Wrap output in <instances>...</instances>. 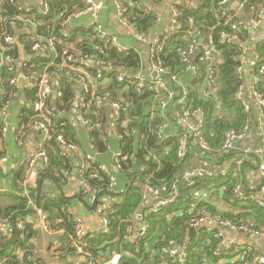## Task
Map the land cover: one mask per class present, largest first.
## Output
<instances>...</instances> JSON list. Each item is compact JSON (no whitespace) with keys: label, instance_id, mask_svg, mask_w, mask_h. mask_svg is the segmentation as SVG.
Returning <instances> with one entry per match:
<instances>
[{"label":"trees","instance_id":"16d2710c","mask_svg":"<svg viewBox=\"0 0 264 264\" xmlns=\"http://www.w3.org/2000/svg\"><path fill=\"white\" fill-rule=\"evenodd\" d=\"M48 1L52 15L44 19L36 16V10L30 13L20 10L24 0L0 1V16H2L0 38L4 34L17 37L26 55L31 52L34 38L41 40V38L55 37L57 39L52 67L53 75L58 80L54 86L58 92L57 99L52 100L55 110L53 122L56 126L53 138L44 146L50 162L46 166L39 167L37 189L33 191L32 197L37 207L49 216L53 229L66 230L62 241L69 244L75 234L74 223L67 214V208L78 206L79 201L63 198L59 194H44L43 189L39 198L35 196V193L40 190L41 179L43 183L50 181L53 185L62 188L67 186L74 176L77 157L67 153L57 141V137L63 136L67 142L74 143L82 150L83 144L78 135L81 127L86 126H82L72 118L74 112L76 113L79 98L90 101L93 97H98L103 104L99 108L93 105L84 112L86 119H92L98 127L92 132L89 131L90 141L94 146L92 152L94 161L91 168L81 175V180L87 182L97 194L111 192L110 180L101 168L111 169L113 165H117L119 171L115 174L117 181L115 191L125 193L119 196L104 194L97 201V206L104 200L112 202L108 214L109 233L85 239L86 252L90 256L88 261L82 264H87L91 260L95 262L109 260L117 252L123 253L119 264H162L163 249L169 247L172 242L186 248L189 254L186 264H219L221 261H224V264H251L252 258L256 255L242 253L236 261L232 247L227 249L223 245L226 230L219 227L207 229L203 225L195 233H191L190 224L193 216L206 209L216 220L224 219L237 224H251L253 228L264 230L254 223L241 222L228 214L216 218L217 213L211 203L199 201L197 197L198 192L204 188L225 189L224 198L230 196L239 204L245 203L250 210L254 211L255 217L264 218L263 208L254 202L240 201L235 197L234 189L238 185L242 186L245 192L254 193L249 189L248 183L241 179L240 167L243 168V166L237 164L239 160H232L233 163L226 175L217 174L208 168L214 172L215 177L200 179L197 185L192 187L182 180L181 175L186 169L185 158H181L179 152L180 148L185 146L188 151L197 149L202 161L234 159L230 152L223 150L225 136L231 130L242 131L248 128L247 137L249 138L250 135L255 137L256 159L258 163H264V154L262 156L259 154L264 139V118L261 116L264 114V107L258 109L256 106H250V109L246 111L237 100L241 90L247 91L248 87L253 86L264 98V42H254L248 30L249 21L257 19L258 14L264 11V0H238L241 4L238 15L236 11L231 10L230 4L225 12H218V6L222 0H183L182 4L175 7L180 14L178 18L180 29L169 35L164 33L159 37L161 48L156 50L150 63L153 62L168 69V73L161 78L164 83L171 84L169 86L171 91L179 95L180 90L185 89L189 95L184 106L174 102L165 111L159 108L158 102L166 94L157 89L155 82L148 79L145 91L138 94L135 80L127 78L145 73L148 63L147 55L151 49L149 44L146 46L145 43L136 41L134 46L127 47L122 37L116 34L120 43L129 48L126 52H118L106 39L96 37L94 29L78 26L74 18L71 19L70 25L65 24L67 19L85 8L81 0ZM120 1L127 10L125 16L139 32L149 34L155 30L157 17L144 8V4L152 0ZM189 2L197 7L191 8L188 5ZM104 3L106 8H116L113 0H105ZM113 15L114 13L110 14V17ZM27 19L33 22L29 25L32 30L30 35L24 32L23 21ZM193 30L200 33L194 37L199 48L190 61L198 68V75L189 71V65L186 64L180 52L190 43L188 32ZM222 32L229 33L232 38L223 41ZM201 39L204 40L202 44H200ZM19 44L8 52L17 60ZM208 45L216 46L222 53L221 62L216 67L217 79L214 84V88H217L216 92H212V88L207 84V63L204 61L203 48ZM254 53L258 59L252 72L245 70L239 73L238 69L241 66L249 69ZM68 56L73 58V62L64 66ZM86 57L92 63L87 69L89 74L95 77L101 70L108 83L99 86L94 96L81 90L80 97L77 98L78 91L75 86L81 74L73 69L82 68L83 65L79 60ZM46 63L47 61L43 58L36 57L30 60L29 68L34 71H43ZM121 71L124 73L122 74ZM121 75L127 79L119 83L117 78ZM14 76V73H9L4 68L0 85L6 94H0V117L4 106L18 101V98L12 99L10 95L12 88L8 83ZM254 76L260 80L256 84ZM172 77H176L179 82H173ZM14 90L17 91L16 87ZM248 101H252V98ZM115 102H121L123 110L116 124L119 131L117 134H112L110 129L114 117L111 106ZM110 109L112 118L108 112ZM198 111L202 114L206 140L211 147L209 152L201 150L194 141L193 134L182 122L183 119H188L190 123L195 122V112ZM33 118V112L26 108L21 110L22 125L16 135L17 141L30 136L32 131H38L33 126ZM125 121H129L126 126L123 125ZM1 125L0 122V127ZM164 126L167 128L161 132ZM131 129L135 130V133H131ZM126 130H130L128 136L118 139L119 135ZM7 155L5 151L0 152V157ZM108 158H111V167L108 166ZM15 174L12 190L0 193V221L7 222L10 228V234L7 237L0 235V263L49 264L38 257L36 246L31 243L33 239H37L38 229L34 230L29 226H25L23 230L17 228L20 220L27 219L28 216L34 217L36 212L22 194L25 167L21 166ZM175 187L181 191V198L174 205L158 213L152 212L145 205L149 199L147 188L157 193L156 198L160 199L169 196ZM94 191L82 194L86 201H89V198L94 200ZM138 215L144 217L143 220L148 223L149 228L144 237L132 242L127 240L126 236L128 229L135 228ZM20 248L25 251L22 260L14 255V251ZM52 256L56 259L54 264H73L70 258L76 257V253L71 247L63 246L57 256ZM230 260L233 262H229Z\"/></svg>","mask_w":264,"mask_h":264},{"label":"built area","instance_id":"2783aa9c","mask_svg":"<svg viewBox=\"0 0 264 264\" xmlns=\"http://www.w3.org/2000/svg\"><path fill=\"white\" fill-rule=\"evenodd\" d=\"M3 1V0H0ZM25 1H32V0H24ZM85 8L78 13L74 14L72 17L67 19L65 21V24L68 26L71 24L72 18H79L81 16H90L92 19V23L89 26H86L85 29H94L96 32V37L99 39H106L110 44L118 51V52H126L129 48L123 46L116 33H112L109 30H107L101 23H100V15L103 10L106 9V5L103 1L99 0H81ZM232 0H222L218 6V12H225L227 9V6L230 4ZM183 0H176V6L182 4ZM116 8H117V17L121 24L127 28H129L132 24L129 22L128 18L125 16L127 10L123 7L120 0H115ZM188 5L191 8L197 7L194 3L189 2ZM175 6V7H176ZM146 8V11H151V9L144 5ZM20 10H23L27 13H30L31 10L27 9L25 10L23 6H20ZM36 16L40 18H47L52 15L51 13V6L50 2L48 0H43L39 3L37 8L35 9ZM224 14V13H223ZM180 14L179 11L175 8L174 14H173V20H172V27L169 30L165 31V34L169 35L177 30L180 29L178 26V18ZM2 21V20H1ZM264 21V11H261L258 14V18L255 20H252V24L259 26ZM25 23L24 26V32L27 35H30L32 33L31 28L29 25L33 23L31 19H27L23 21ZM133 36L136 41L142 42V43H149L148 37L146 34L139 32L138 30L132 31ZM199 31L193 30L188 32L189 39L191 40L188 46L185 49L180 50L182 57L184 58V61L186 64L189 65V71H191L194 75H198L199 70L196 66L192 65L190 63L191 59L196 55V52L199 48V45L197 44L196 40L194 39L195 36L199 35ZM232 37L229 33L222 32L221 33V39L223 41L230 40ZM34 44L32 46L31 52L28 53V55L24 58L23 61L20 62V60L15 59L12 55L8 54L10 50H13L14 47L19 44V40L17 37L10 36L8 34H4L0 38V82H2V72L5 69L8 70L9 73H14L15 76L9 79L8 83L12 88V92L10 93L12 99L19 97V92H17V86L19 85V75L20 72H25L26 80H28L29 85V98L28 102L26 103V109L30 110L34 113L33 118V126L36 130H38L42 135L41 144L39 145L38 149L35 151L30 152L21 162L20 166H24L26 169L25 178L22 184V194L28 199L29 206H31L34 211L36 212L35 216H28L27 219L20 220L17 223V228L19 230H23L25 226H29L36 229H41L45 233L49 235H55L57 236L56 242L53 244L50 253L54 256H57V253L60 252V249L64 247H71L75 253L76 257L81 259L83 262L86 263L88 261V257L90 256L89 253L86 252L87 243L85 239L92 238L98 234H108L109 233V219L108 214L110 212V207L112 202L108 200H104L103 203H101L99 206L96 204V214L100 217L102 222V228L99 230L91 228L86 221L84 220V217L77 212V210L70 206L67 208V214L70 218H72V221L74 223L75 228V234L70 239L69 244L67 242L62 241V237L65 236L66 230L64 228H57L53 229L50 224V218L41 208H38L35 204L34 198L32 197V193L35 189H37V182L39 179V167L40 166H46L50 162V158L46 150L44 149L45 143L53 138L55 124L53 122V119L55 117V110L52 104L53 100V94L54 87L53 82L57 83V79L53 75V54L56 51V38L50 37L47 39L41 38H34ZM258 42H264V29L260 31ZM160 40L156 39L154 42H150L151 49L148 52L147 55V65L149 64L148 72L145 74H136L134 76H128L127 78L129 80H135V86L136 92L138 94H141L145 91L148 79H151V81L155 82L157 89L160 92H164L166 96L164 98H161L158 102V106L162 111H165L170 103L174 101L177 105L184 106L186 104L187 98H188V91L185 89L180 90L179 95H176L175 92L169 91L166 87V84L164 83L163 79L161 78L163 75L168 73V69L162 68L158 66L156 63H150L151 58L154 57V53L158 48H161L159 45ZM19 49L21 50V45H18ZM203 57L205 63H207V84L210 88H212V92H216L217 88H214L215 81L217 79V70L216 67L220 64L222 59V53L221 51L213 45H208L203 48ZM36 57L43 58L46 63V68L43 71H34L29 68L30 60ZM258 56L254 53L251 64L249 69H245L244 66H241L238 69L239 73H243L245 70L248 72H252V68L256 66ZM65 65L67 66L70 62H73V58L71 56H68ZM79 62L83 65L80 69H73L75 72H78V74H81V77L79 81H77V85L86 93L92 94V96L95 95L96 89L103 85L108 83L107 80L104 79L103 73L101 70H99L96 74V76H92L87 71L88 68L92 65L91 60L86 57L84 59L79 60ZM25 70V71H24ZM124 75H121L117 78L119 83L124 82L127 79ZM173 82H179V80L176 77L171 78ZM255 84L259 82L257 76L253 77ZM14 87H16V90H14ZM246 91L241 90L240 93L237 96V100L241 102V104L244 106L245 110L248 111L250 109V106H256V108L260 109L264 107V98L263 96L259 95L256 89L253 87L249 88V93L246 95ZM58 94V92H56ZM0 94L4 95L6 92H4V88L0 85ZM249 98H252V101H248ZM11 104L9 103L1 111V116L3 117V120L1 121V127H0V152L5 151V141L8 136L9 131V123L8 118L10 117V108ZM103 104L102 100L98 97H93V100L90 99V101H87L84 98H80L77 103V110H76V121L77 123L81 124L82 126H86L89 128V131L92 132L95 129H97L98 125H95L93 123L92 119H86L84 112L88 109L89 106H97L100 107ZM112 112H113V119L114 122L111 126V133L117 134L118 127L117 123L118 120L121 118L122 110H123V104L121 102H115L111 106ZM196 115V121L193 123H190L188 119H183L184 125L188 128V130L193 134L194 141L199 145L201 150L203 152H209L211 151V147L209 143L206 140L205 132H204V123L202 119V114L200 111L195 112ZM261 116L264 118V114ZM129 123V121H125L123 123L124 126H126ZM264 127V123H263ZM167 128V126H164L161 128V132ZM132 130V129H131ZM130 130H126V132L119 135L118 139L124 138V136H128ZM131 133H135V130H132ZM248 136V128H245V130L242 131H236L231 130L229 131L224 140L223 144V150L226 152H230L237 143L243 142L246 137ZM57 141L61 146H63L66 150L72 152L77 157L78 162V168L76 172V180L79 187V193L80 194H87L94 191V189L85 181L81 180V175H84L85 172L91 168V164L94 161L93 155L89 153L83 152L77 145H75L72 142H67L63 136H58ZM93 150H94V146ZM181 151L179 152V156L182 158H185L188 148L183 146L180 148ZM259 154L261 156L264 154V139L261 144V147L259 149ZM1 163H7L8 162V156L0 157ZM239 166L242 165V162L239 161L237 163ZM259 169L261 172L262 178H264V163L260 162L258 163ZM101 171L107 175V177L110 180V191L116 192L115 188L117 185V181L115 178V174L118 173L119 168L117 165H113L111 169L102 167ZM215 177V174L213 171L204 168V167H195L193 169L185 170L182 175V180L187 183L188 185L194 187L197 185L198 180L200 179H212ZM6 189L0 188V193H5ZM235 197L240 201H251L256 203L258 206L264 209V200L260 198V196L256 193H247L244 191L242 186L238 185L234 189ZM38 192L35 193V196H37ZM93 196L96 197L97 193H93ZM103 197V196H102ZM101 197V198H102ZM179 198H181V191L179 188H174L173 192L165 197V198H154V200H148L145 205H147L152 212L158 213L162 209L166 207H170L171 205H174ZM100 200V199H99ZM151 201V202H150ZM149 202V203H148ZM142 215H138L137 217V224L135 228L128 229V235L126 236L127 240H131L132 242L136 241L137 239H140L145 236V234L148 231L149 225L146 221L143 220ZM216 221L219 228H222L224 230L232 231V232H242L244 234H249L251 236H254L255 238H258L260 240L264 241V230H259L256 228H253L251 224H244L240 223L237 224L230 220H224L219 219L216 220L208 210L204 209L201 210L196 216H193L190 220V224L192 227V230H197L201 226H205L207 222ZM10 234V228L9 224L4 221H0V235L2 237H7ZM31 243L35 244V240L33 239ZM223 245L229 249L232 246L231 242L224 241ZM24 253L25 251L23 249H17L14 251L15 256H19V258L22 260L24 259ZM163 255H164V261L162 264H186L188 261L189 254L185 247L179 246L178 244L172 242L169 247L163 249ZM71 257V256H70ZM69 257V258H70ZM123 257V253H115L112 255V257L109 260H104L100 262H95L94 260L89 261L87 264H119L121 259ZM74 257H71L70 260H72ZM251 264H264V256H254L252 258ZM81 263V264H82ZM0 264H4L1 262Z\"/></svg>","mask_w":264,"mask_h":264},{"label":"crops","instance_id":"0c3cea01","mask_svg":"<svg viewBox=\"0 0 264 264\" xmlns=\"http://www.w3.org/2000/svg\"><path fill=\"white\" fill-rule=\"evenodd\" d=\"M41 1L43 0L25 1L23 2L22 5L25 10L30 9L32 11L37 8V6L39 5ZM99 1L104 2L105 0H99ZM113 4L116 7L115 0H113ZM144 5L148 6L151 9V11H148V12H153L155 16L157 17V22H156L157 26L155 30H153L149 34L144 33L148 37V41H149V43H145V45L149 44L151 46L150 42H154L156 39H159V37L162 34H164L166 30H169L172 27V24H173L172 20H173V14H174L175 6H176V0H155V1L152 0L149 3L144 4ZM240 6L241 4L238 0H232L230 3L231 10L236 11L237 15L240 13V10H241ZM113 13L114 15L110 17V14H113ZM117 13H118L117 8H114V9L106 8L105 10L101 12L100 23L110 32L114 34L116 33L120 37H122V41L127 47L134 46L136 43V40L133 36L132 31L136 29L135 25L131 23L132 25L129 28L123 26L117 17ZM1 18L2 16H0V21H1ZM74 19H75L74 22L78 26H81L83 28H85L86 26H89L92 23V19L90 16H81L79 18L77 17ZM263 29H264V21L259 26L252 24V20H250L248 23V30L251 33V39L254 42L255 41L258 42L260 31H262ZM201 40H200V44H202ZM203 43H204V40H203ZM26 56L27 55L25 54V50L21 46V50H19L20 62L23 61ZM147 72L148 70L145 69V74ZM121 73L123 74L124 71H121ZM25 75H26L25 72H20L19 85L17 86V90L19 92L18 101H14L11 104L10 117L7 119L9 123V131H8L7 139L5 141V152H7L8 154L7 155L8 162L7 163L0 162V188H4L6 189V191L12 190L13 188V181L16 175L15 173H17L21 167L20 162L30 152L38 149L39 145L41 144V140H42V135L40 132L32 131L30 136L24 139H21L20 141H17L16 135L18 134V131L19 129H21V125H22L21 110L23 108H26L25 106H26V103L28 102V98L30 94L29 88H28L29 82L28 80H26ZM55 84L56 83L53 82V87L55 86ZM167 84H166L167 89L171 91V88L169 87L171 86V84L169 83ZM248 85H246V87H248ZM75 88L78 91L77 98H79L81 94V88H79L78 85H76ZM54 92H57V90L54 89ZM248 93H249V90L245 92L246 95ZM54 94H53V100L55 101L57 99V94H56V99L54 98L55 97ZM22 96H24V99H22ZM173 103L174 101H172L170 105ZM89 108H91V106H89L88 109ZM108 112H109V116L112 118L111 109ZM72 119L75 122H77L75 112H74V116ZM2 120H3V117L1 116L0 122ZM78 138H80V140L82 141V144H83L82 150L85 151L86 153L89 152V154H92L94 150H93V147L90 141V133H89L88 128L81 127ZM247 138L243 142L237 143L234 149L230 151L232 157L234 158L231 160L223 159L222 161H219V160L202 161L197 149H192L188 151L187 153L189 154L188 155L186 154L187 156H185V168H186L185 170L193 169L195 167H204L207 169L209 168L211 170H214L217 174L226 175L229 172V169L233 163L232 160H239L242 162L241 166H243V168L240 167L241 179L244 182L248 183V187L252 192L258 194L260 198L264 200L263 178L261 176V172L259 169L258 160L256 159V155L254 154L256 153V150H257V148L255 149V146H256L255 137L253 135H250L248 140ZM65 151L67 153L73 154L72 152L66 149ZM108 164H109L108 166L111 167V164H112L111 158H108ZM75 165L76 167L74 170V176L69 180V183L67 186L62 187L64 194L67 197H71L79 193V187H78L77 180H76V172L78 168L77 159H76ZM48 184H50V181H45L43 184L40 183L39 184L40 190H38V194H41V190L43 189L44 194H48V195L59 194L61 196L60 190H59V188L61 187H57L53 185L55 189V193L50 194L48 193V190H49ZM224 190L225 189H221V188L214 189V190H211L210 188H204L202 191L198 192L197 197L199 198V201H204V202L208 201L211 203V206L215 208L216 210V213H217L216 218L224 214H228L230 216H234L238 218L241 222L254 223L258 228L264 229V223H263L264 218L255 217L254 211L250 210L247 204L245 203L239 204L235 202L232 198H230V196L227 198H224ZM147 192L149 195L148 200H154V198L158 196V194L153 193L152 189L150 188H147ZM78 201H79V205L73 206V207L77 210L79 214H81L84 217V220L86 221V223L93 229H96V230L101 229L102 222H101L100 217L96 214V211L87 210L83 206L82 202L80 200ZM86 202L91 205L93 203V200L91 202H88V201ZM204 227L207 229H211V228L213 229L216 227L218 228V224L214 220L211 222H207ZM37 231L39 232V235L37 236V239H34V240H35V246H36V251L38 253L37 254L38 257L48 262L49 264H54L56 262L55 261L56 259L53 258L50 251H51L53 244L57 240V236L49 235L41 229H38ZM225 241L232 243L231 247L233 249V254H235L236 261L239 260L242 253H246V254L250 253L251 255L264 256V241L258 238H255L254 236H251L249 234H244L242 232H232V231L226 230ZM233 260H230L229 262H233ZM70 262H72L73 264H81L83 261L77 257H74L72 260H70ZM224 263H225L224 261H221L219 264H224Z\"/></svg>","mask_w":264,"mask_h":264},{"label":"water","instance_id":"95a60500","mask_svg":"<svg viewBox=\"0 0 264 264\" xmlns=\"http://www.w3.org/2000/svg\"><path fill=\"white\" fill-rule=\"evenodd\" d=\"M201 43H203V40H201ZM149 68V64L147 65V69ZM56 92H55V94H54V98L56 99ZM22 99H24V96H22ZM40 183L41 184H43V179H41L40 180ZM42 186V185H41ZM264 186V185H263ZM262 186V187H263ZM48 187H49V190H48V193H50V194H54L55 193V189H54V186H53V184H48ZM59 190H60V194H61V197H63V198H67V199H74V200H80L81 202H82V204H83V206L87 209V210H89V211H94L95 210V208H96V204H97V201L99 200V198L100 197H102L104 194H107V195H109V196H119V195H122V194H124L125 192H123V193H117V192H100L99 194H97V196L95 197V199L93 200V203L90 205V204H88L87 202H86V200L84 199V197H83V195L82 194H80V193H78V194H75V195H73V196H71V197H67V196H65V194H64V191H63V189L62 188H59ZM39 195L40 194H38V196H37V198H39ZM196 232V230L195 229H193L192 231H191V233H195Z\"/></svg>","mask_w":264,"mask_h":264},{"label":"rangeland","instance_id":"374dc122","mask_svg":"<svg viewBox=\"0 0 264 264\" xmlns=\"http://www.w3.org/2000/svg\"><path fill=\"white\" fill-rule=\"evenodd\" d=\"M92 200H91V198H89V201L88 202H91Z\"/></svg>","mask_w":264,"mask_h":264}]
</instances>
